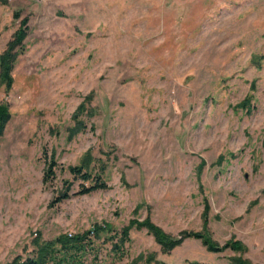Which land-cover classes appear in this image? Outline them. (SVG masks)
<instances>
[{
  "label": "rangeland",
  "instance_id": "1",
  "mask_svg": "<svg viewBox=\"0 0 264 264\" xmlns=\"http://www.w3.org/2000/svg\"><path fill=\"white\" fill-rule=\"evenodd\" d=\"M22 19L11 90L0 82L11 113L0 137V264L61 235L146 218L173 238L206 229L245 250L211 253L188 238L165 253L132 227L115 264H264V0H5L0 54ZM74 116L83 128L71 136ZM90 159L107 188L84 194L68 168ZM109 250L98 260L113 259Z\"/></svg>",
  "mask_w": 264,
  "mask_h": 264
},
{
  "label": "trees",
  "instance_id": "2",
  "mask_svg": "<svg viewBox=\"0 0 264 264\" xmlns=\"http://www.w3.org/2000/svg\"><path fill=\"white\" fill-rule=\"evenodd\" d=\"M5 3V0H0V3ZM14 20L20 19L18 13H14ZM27 20L22 19L17 31L13 34L12 39L8 42L6 49L0 54V82L5 87V92L8 93L12 87L13 65L17 59L18 54L23 49V41L27 36ZM90 100L89 97L86 101ZM247 101L243 102V105ZM85 105L82 103L78 112H84ZM76 125L69 130L71 136L82 131L83 124L78 120L77 116H74ZM11 120V113L9 105L1 101L0 103V137L3 136L6 125ZM90 161H83L82 165L69 167L68 172L73 179L80 178L83 183H88V187H83L82 193H90L96 190H103L107 188L106 183L102 178L103 170L99 174H92L89 171ZM55 163L53 160L48 164V170L44 178V183H47L54 176L53 168ZM103 169H105L103 167ZM62 198H68V194H64ZM208 209V206H205ZM206 223V222H205ZM206 226V224H205ZM204 226V228H206ZM132 227L137 229H144L148 234L152 235L155 242L160 245L161 250L165 253L173 250L181 245V243L188 238L198 239L203 246L211 252L218 253L229 247L235 252H244V246L237 241H230L225 246L220 247L217 243L213 242L206 229L203 232H182L178 238H173L164 233L158 226H156L149 218H146L142 222L137 220H131L129 225L121 230L117 231L110 225H95L91 230L78 235H61L54 240L46 241L41 244H37L36 253L34 256L29 257L23 261L15 260L11 264H95V262H88L87 255H95L97 258L96 264H115L117 261H122L125 257V245L129 242V231ZM101 240L100 244H97ZM102 245H108L110 250L108 255H112L113 259L98 260L97 251ZM127 264H160L155 259L154 255H148L145 259L141 256ZM189 264H199L196 262H189ZM230 264H251L250 262L235 257L230 259Z\"/></svg>",
  "mask_w": 264,
  "mask_h": 264
}]
</instances>
